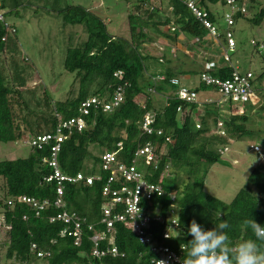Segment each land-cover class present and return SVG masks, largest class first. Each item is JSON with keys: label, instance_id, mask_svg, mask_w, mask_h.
Returning <instances> with one entry per match:
<instances>
[{"label": "trees", "instance_id": "trees-1", "mask_svg": "<svg viewBox=\"0 0 264 264\" xmlns=\"http://www.w3.org/2000/svg\"><path fill=\"white\" fill-rule=\"evenodd\" d=\"M10 1L12 10L19 7V0ZM123 1L127 8V38L108 33L106 24L83 7L65 5L54 10L61 16L64 26H82L87 38L79 46L69 47L63 61L64 70L74 74L73 85L78 84L76 95L53 103L45 90L42 100H34L32 91H24L30 76L23 64L25 60L15 58L18 49L17 31L12 24L5 28L0 23V143H16L23 136L31 138L51 134L57 125L55 114L64 120L75 118L83 101L92 97L109 100L115 88L125 83L124 99L119 107L110 113L92 110L87 117L88 128L81 132L72 131L61 145L57 159L59 169L65 175L101 177L91 185L84 182L66 184L63 194L65 209L84 218L87 224L97 225L102 218V207L107 202L102 196L106 175L99 168L97 171L100 155L114 151L121 161L131 164L137 149L151 143L159 160L158 169L153 171L152 166L145 165L140 159L137 160L139 170L150 183H157L166 167L169 176L162 182V196L155 197L150 208L160 205L159 213L166 219L171 204L169 193H177L178 228L170 239L160 241L165 225L153 223L151 226L152 234L161 244L181 258L186 257L187 244L192 239L188 235V228L193 219L205 230H211L226 221L229 227L224 231L232 246L247 239L255 240L251 230L242 227V224L244 220L253 219L264 226L263 163L251 171L247 185L228 204L203 190L208 168L220 162L222 149L225 148L223 146L227 144V138L216 137L210 132L208 120L211 119L213 125L221 121L228 139L240 140L254 133L247 128V115L231 112L223 117L221 107L207 106L208 110L198 115L200 129H196L193 119L197 105L179 101L175 96L178 87L169 84L170 79H178V75L184 72H173L166 68L165 64L170 60L168 49L160 46L158 51L161 54L156 58L148 49L156 42H165L166 46L175 43L179 35L201 40L208 32L187 9L184 0ZM153 1H158V4L154 6ZM197 2L208 14V20L218 28L210 8L226 7L225 0ZM9 4L8 0H0L1 10ZM244 16L235 14L234 24ZM263 20L264 4L251 22L259 26ZM155 65L160 67L153 74L150 69L155 68ZM116 72L123 74L122 83L113 77ZM231 73L230 68L222 67L212 74L225 80L231 77ZM159 77L165 80L160 81ZM263 77L264 72L257 79ZM194 91L211 92L213 89L199 83ZM168 92L170 95L165 98L164 105L157 109L151 96ZM147 112L154 115V127L162 130L161 136L143 134L141 124ZM93 150L97 154H93ZM49 156L48 147L41 151L30 147L25 158L0 161V215L4 224L10 226L5 231L8 239L5 258L18 264H149L154 257L149 247L140 244L134 232L122 224L114 226L112 246L117 249L118 256L113 258L108 255L98 261L91 256L93 247L88 240L91 232L86 231V228L81 245L75 247L71 238L60 236L63 224L49 223V218L58 211L52 205L36 217L28 205L8 204L18 196L40 202L54 201L56 184L46 181L52 171L43 162ZM89 163L92 167L86 169ZM180 174L185 178L181 179ZM142 205L148 208L145 202ZM96 229L100 230L101 227L96 226ZM32 244L36 245L37 251L48 252L49 257L37 258V251L30 249ZM106 246L107 241L104 240L100 249L104 250Z\"/></svg>", "mask_w": 264, "mask_h": 264}, {"label": "built area", "instance_id": "built-area-1", "mask_svg": "<svg viewBox=\"0 0 264 264\" xmlns=\"http://www.w3.org/2000/svg\"><path fill=\"white\" fill-rule=\"evenodd\" d=\"M187 9L192 13L195 19L206 29L208 35L217 40L219 38L218 28L208 20V14L200 8L197 0H184ZM228 13L224 16V24L226 30L223 34L224 41L226 42L227 50L224 51L221 56L222 61H205L203 63V69L199 74V83L204 86L211 87L220 99H205L202 102L198 99V93L193 89L183 88L180 86V81L177 78L169 80V84L177 86L178 89L175 93L177 99L187 104H195L197 106L206 107L212 106L214 108L221 107L222 100H227L231 104H237L238 106H244L251 99L253 94V80L254 76L251 72H240L239 68L231 65L229 53H232L236 47V42L233 37V33L229 28L234 25L233 16L237 13L244 15L246 12L245 2H238L237 0H225ZM0 23L5 28H9V24L5 22L3 10L0 5ZM4 41V39H2ZM252 48L258 53L264 56V42L251 43ZM227 67L232 70L231 77L229 79L221 80L215 77L212 73L219 68ZM119 82L123 79L121 72H116L113 75ZM158 80L164 81V77H159ZM122 83V82H121ZM126 84L118 85L110 99L92 97L83 101L78 108V116L70 119H62L59 114H55L57 125L55 131L51 134L40 135L37 137H31L27 141V145L31 148L41 151L45 147H48L50 156L44 159L43 162L51 169V174L46 179L47 182H54L55 185V197L54 201L50 203L47 200L42 202L33 198L24 196H18L11 199L8 204L14 203L25 204L34 210L36 217H39L41 213L46 211L51 205L58 210L56 215L49 218V223L59 222L63 224L60 236L69 237L73 241L75 247H79L82 243L84 236V229L91 232L88 240L92 244L91 256L100 261L102 258L110 255L115 258L118 256L117 249L113 247L115 237V224H122L127 229L134 232L137 236L140 244L149 247L150 252L153 254V259L149 264H159V261H163L164 264H182V258L169 247L164 246L160 241L169 240L173 233L178 228L177 208H176V192L169 193L171 201L170 211L166 219L160 215V205H157L154 209H151V201L155 197H160L163 194L162 182L169 176L167 167L157 183H150L146 180L144 174L139 170L137 160H143L145 165L152 166L153 171L158 169L159 160L157 158L155 147L151 143L145 144L143 147L137 149L134 153L135 159L131 164H125L121 161L117 153L104 152L100 155L99 169L100 172L106 175V181L103 184L102 196L106 199V203L102 207V218L97 225L87 224L84 218L79 217L75 213H70L65 209V203L63 200L64 187L66 184H77L84 182L87 185H91L94 181H99L101 177L99 175L77 174L76 176L65 175L58 166V154L60 153L62 143L67 139L68 135L72 131L81 132L88 128V120L92 110H101L104 113H110L115 108L122 104L124 99V91ZM180 111V108L177 109ZM238 112V111H237ZM232 112L234 114H240ZM195 128L200 129V123L198 115L194 116ZM209 126V125H208ZM210 132L219 138H226L225 126L221 121H218L216 125H213V121L209 126ZM141 129L143 134L147 136H161L162 130L154 127V115L147 112L144 115ZM120 147V145H117ZM223 152L226 151L224 148ZM250 151L257 155L260 161L264 160V152L261 150L258 144L250 145ZM145 202L147 207H144L142 203ZM119 209H121L119 211ZM165 225V230L161 234L160 241L154 237L151 232L152 224ZM96 226L101 227L100 230L96 229ZM0 229L8 231L10 226L5 225L3 217L0 215ZM107 241L106 248L100 249L102 241ZM31 251H37L36 245H31ZM48 252L37 251V258L49 257Z\"/></svg>", "mask_w": 264, "mask_h": 264}, {"label": "rangeland", "instance_id": "rangeland-1", "mask_svg": "<svg viewBox=\"0 0 264 264\" xmlns=\"http://www.w3.org/2000/svg\"><path fill=\"white\" fill-rule=\"evenodd\" d=\"M11 2L8 0V4ZM244 2L246 6L245 16L229 28L230 32L233 33L236 47L228 55L233 67L239 68L240 72L249 71L253 74L254 91L250 101L244 106H238L234 103L230 105L227 100H222L220 113L223 117L237 111V113L247 115L249 119L247 128L253 130L254 133L243 136L240 140L226 137L227 144L223 146L226 151H222L219 163L208 168L203 188L206 194L226 204L230 203L234 196L247 185V178L251 171L260 163L264 164V160L260 161L257 155L250 151V145L258 144L264 152V77L257 79L264 72L263 55L258 54L251 46L253 42H264V20L259 26H255L251 22L264 1L244 0ZM153 3L156 6L158 1H153ZM65 5L87 9L106 24L108 33L119 37H128L127 8L123 0H19V7L15 10H12L9 4L3 10L5 22L12 24L17 31L18 49L15 58L25 60V62H22L27 67L30 79L23 89L27 92L32 91L34 100L37 98L42 100L44 90L52 103L64 101L77 93L78 84L73 85L74 74L64 70L63 61L67 49L79 46L86 40L87 36L82 26L63 25L61 16L54 10ZM210 9L216 15L219 29L220 37L215 40L218 42V47L212 50L213 56L217 58L216 62L219 63L222 61L221 56L224 51L227 50L223 36L226 30L223 19L228 13V8L217 6ZM187 38L194 43L192 47L193 54L191 55L193 62L187 60L185 65H188V69L195 70L197 64L195 61H200V58L196 55V48H201L199 45H202V43L199 39ZM160 46L165 47V42H156V44L151 45L152 48H148L155 58L161 54L158 51ZM168 46H170V49H174L171 54L176 55V46L170 43ZM154 63L156 64V62ZM159 67L155 65V68L150 69V71L155 74ZM9 74L10 72L7 73V75ZM191 76L189 78L191 79L190 83L183 80L184 82L180 83V86L183 88L197 86L199 77L195 74ZM165 94L151 96L157 109L164 105ZM201 95L205 98L220 99L213 91L205 92L199 96L201 97ZM143 100L141 99V101ZM210 124L211 121L208 125L210 126ZM23 137L21 141L16 143H0V161L25 158L29 154L30 147L27 145L29 137ZM93 154H97V151L93 150ZM91 167L92 165L89 163L85 168L90 169ZM98 168L97 166V171ZM179 177L181 179L185 178L183 174H180ZM7 241L5 231L0 229V264H18L5 258Z\"/></svg>", "mask_w": 264, "mask_h": 264}, {"label": "clouds", "instance_id": "clouds-1", "mask_svg": "<svg viewBox=\"0 0 264 264\" xmlns=\"http://www.w3.org/2000/svg\"><path fill=\"white\" fill-rule=\"evenodd\" d=\"M226 221L211 230H205L195 219L190 222L187 256L182 264H264V226L253 219L244 220L242 227L250 229L255 240L247 239L232 246L224 229ZM159 264H164L159 261ZM181 264V262H180Z\"/></svg>", "mask_w": 264, "mask_h": 264}, {"label": "crops", "instance_id": "crops-1", "mask_svg": "<svg viewBox=\"0 0 264 264\" xmlns=\"http://www.w3.org/2000/svg\"><path fill=\"white\" fill-rule=\"evenodd\" d=\"M210 11L212 12L211 9H210ZM168 12H169V10H168ZM213 15L215 16V19H216V15L214 13H213ZM216 23H217V19H216ZM200 43H202V45L201 44L199 45V47H201V48H196V51H197L196 55L198 58H200V61H195V63H197L195 65V67H196L195 70L188 69L189 68L188 65L187 66L185 65V61H187V60L189 61L192 59L191 58V55L193 54L192 47L194 46V43L192 40L184 37L183 35H179L176 38L175 43H170L171 45L176 46V49H177L176 55L171 54L172 52H174L173 48L170 49V46H166V45H165V47L163 46V49H165V50L168 49V51H169L168 59H170V60L167 61V63L165 64L166 68L168 70L173 71V72H177V71L184 72L183 75H178V79H179L180 83H182L184 81H188V83H190L191 79H189V78L192 77L191 75H193V74H195L198 77L199 74L201 73L202 69H203V63H205V61H207V60L208 61H212V60L216 61L217 58L213 56L212 50L216 49L218 47V42L215 41L214 39H212L207 33V35L201 39ZM150 48H152V47H150ZM204 50H205L206 55H204L205 54ZM198 85H199V83H198ZM198 85L193 87V88L189 87V89L195 90L198 87ZM203 93H205V92L198 93V97H199L200 102H202L205 99H209V98H205L203 95H201V97L199 96L200 94H203ZM169 95H170V92L165 94V98ZM208 108H207V106L202 107V108L200 106H197V113L195 114V116L196 115H199V116L203 115L208 110ZM212 108H214V107H212ZM209 120L212 121L211 119H209ZM209 120H208V124L210 122Z\"/></svg>", "mask_w": 264, "mask_h": 264}]
</instances>
